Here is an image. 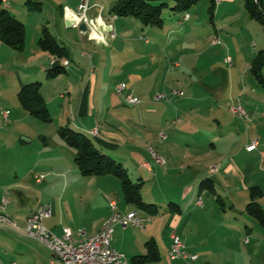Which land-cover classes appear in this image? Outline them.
Listing matches in <instances>:
<instances>
[{"label":"crops","instance_id":"obj_1","mask_svg":"<svg viewBox=\"0 0 264 264\" xmlns=\"http://www.w3.org/2000/svg\"><path fill=\"white\" fill-rule=\"evenodd\" d=\"M35 1L41 2L39 11L43 10L45 1H52L67 25L70 24L69 27L76 26L68 21L75 20L83 3V0ZM26 2L27 0L25 4ZM242 2L216 0V15L229 13L235 6L241 8ZM113 5L106 17L103 15L105 7L100 10L93 6L87 12L88 17L93 20L90 22V30L85 32L80 29V24L76 26L80 29L79 37H87V40L98 44L101 42L98 39L102 32L107 34V24H112L116 32L117 28H124V24H128L130 20L113 13ZM71 10L75 12L74 16L66 14ZM251 18L246 10L245 18H237L235 21L244 27L243 24ZM191 19L190 14L188 21ZM130 23H134L133 20ZM166 23L165 21V25L159 30H151L153 39L158 43L141 37L148 46V59L141 60L138 67L124 72L123 66H117L110 74L112 78L122 72L123 81L142 98L139 105L127 104L113 85L107 83L114 81L97 73L99 61L105 60L104 58H99L90 68L82 66L87 60H94L95 56L88 58L84 50L77 56L79 51H72L73 32H67L66 36H56L53 33L67 47L71 65L67 72L52 78L47 77V70L55 65L52 61L57 56L38 46L43 28H26L23 50L13 49L0 38V96L4 101L8 98L1 94L9 81L18 95L23 85L40 80L41 93L52 115L60 114L56 117L58 129L69 125L88 134L100 150L121 162L134 180H143V199L157 204L159 211L152 214L133 203L125 201V204H121L119 197L123 188L117 176H83L75 162V148L57 136H43L44 144H39L41 148L38 156L27 159L24 164L14 162L0 176V212L4 207V212L10 218L25 227L29 216L41 205L50 204L52 215L44 219V224L58 235H63L64 229L68 227L78 239L99 231L110 214L109 200L113 198L118 200L123 212L137 209L142 215L151 216V220L141 230L130 229L132 226L125 228L120 224L115 226L112 244L128 256L130 264L133 256L147 252L146 243L151 239L158 246L160 257L142 264H238L239 259L249 252L245 246L251 243L247 232H254L249 226L254 222L246 216V205L250 200L251 186L262 187L263 196L258 201L264 206V99L256 97L257 90H253L247 97L242 91L238 93L236 103H229L224 107L220 102L225 98L226 91L220 89L215 75L210 81H206L208 75L201 73L199 80L190 83L186 73H173L164 68L163 79L153 77V69L150 67L163 61L162 55L167 54L173 34L179 30L172 27L174 23ZM180 23L176 22L177 25ZM94 24L100 28L98 34L93 31ZM210 29L208 47H202L206 52H213V48L217 46L211 42V37L218 30ZM225 29L234 32V28ZM240 29L252 32L251 28ZM189 30L192 32L194 28ZM222 33L223 28L220 35ZM228 34L233 37L238 35L236 32L234 35L231 32ZM251 37L257 41V36L252 34ZM117 38L118 36L115 39ZM263 48L264 45L253 43L254 57ZM59 63L62 64V61ZM175 64L177 68L182 66L180 62ZM167 65L169 63L166 59L163 66ZM171 65L172 63L170 68ZM18 67L30 71L24 75L17 71L20 74L11 75L8 79L4 72L6 68L15 70ZM103 67L107 70L105 65ZM216 71L217 69H213L211 74ZM226 75L229 80L231 73L227 72ZM14 77L16 80L12 82ZM181 85L187 86L189 93L186 90L183 95L173 96L172 100L167 101L155 98L158 93H170L173 88ZM194 87H197L196 90ZM184 96H187L185 103V100L182 103L179 102L181 100L174 102ZM234 104L244 105L250 116L242 118L233 113L230 106ZM7 109L9 110H4ZM203 109L208 116L205 117L206 120H203L204 115L199 116ZM95 129L97 132L91 133ZM161 133L167 134V138L163 139ZM253 139L258 140L259 145L255 150L248 151L246 145ZM32 141V137L28 136L23 139L24 143ZM150 147L165 156L164 164L155 161ZM39 173L46 175L41 182L37 181ZM207 177L213 179L215 191L201 190V182ZM118 195L119 197H115ZM172 203L175 204L174 207H171ZM162 209L166 212H162ZM172 228L178 229L188 250L199 255L197 260L170 258L169 231ZM0 264L65 263L54 257L52 250L39 239L21 233L9 224H0Z\"/></svg>","mask_w":264,"mask_h":264},{"label":"rangeland","instance_id":"obj_2","mask_svg":"<svg viewBox=\"0 0 264 264\" xmlns=\"http://www.w3.org/2000/svg\"><path fill=\"white\" fill-rule=\"evenodd\" d=\"M25 1L26 0H12L10 9L14 15L23 21L25 28L31 30L46 26L56 36L61 34L66 36L67 32L75 33L72 38V51L76 52V50H78L79 52H77V56H80V52L83 50L87 52L88 58L95 56L94 60H87L82 66L90 68L92 67V64L99 60V58H104L105 60L99 61L97 73L99 72L100 74H103L104 77H107V80L112 79L114 82L107 81V83L109 85H113L115 91L116 86L123 81L124 76H122V72H119L116 74V76L111 78L110 74L112 73V69L117 66H123L122 71L124 72L126 70H131L132 68L138 67V62L140 63L141 60L149 58L148 46L144 40L149 39L155 43H158L153 39V34L151 31L152 29L159 30L158 27L144 26L141 20L130 16L123 18H127L126 20L130 21L133 20L134 23H130L129 21L128 24H124V28L122 26L121 28H117L118 38L112 39V42L110 41L109 44H105L104 42L97 44L93 40H87V37L81 39L79 37L81 36L79 27H76L77 25L74 27H69L61 12L56 10V6L52 3V1H45L43 4V10L41 11L37 9H31L30 11L29 6H26ZM91 1L98 3L99 7L97 8L99 9L102 7L106 8L105 13L103 14L105 17L109 8L116 2V0ZM209 1L210 0H201L199 3L195 4L192 8L188 9L184 13L177 12L172 9L175 4V0L157 1V3H167V6L164 7L163 12L165 21L167 22L166 24L169 25L170 23H174L172 27L178 28L180 31L178 30L173 34L172 43L167 54L165 53V56L162 55L163 61L160 64L156 63L153 68L150 67L153 69L151 71V75L153 77H158L159 80L163 79L162 75L165 68V70H170L173 73L177 71L183 74L186 73V76L190 78V83L199 80L201 78V73L208 75L206 81H210V79L215 75L220 83V89L226 91L225 98L220 102V104L224 107H227V104L229 103H236L238 93L242 91H244L245 97H247L248 95H251L253 90H257V93L255 94L256 97L258 99L261 98L260 100H263L264 88L258 84L257 79L250 69L251 61L254 57L253 43L264 45L263 25L254 18H251L249 22H245L243 24L245 25L244 27H242L239 22L235 21L237 18L243 19L246 16L244 0H242L243 2L241 8L235 6L233 11H230L226 14L222 13L217 15L215 12L216 10H214L213 14L210 12L208 6V4H210ZM187 12L191 14L192 19L190 21H188L189 19L182 20V24H178V26L176 22L180 23L179 20L182 19L183 15ZM234 21L235 23H233ZM167 25L165 27L169 28ZM143 26L145 28H143ZM189 28H194L193 31H196L197 33L193 31L191 32ZM209 28H217L218 30L217 33H213L214 35L211 37V42H213L214 37H218L220 40V43L213 48V52H206L202 50V47L203 49L208 47V35L211 31ZM221 28H223L222 35H220ZM225 28H234V32L230 31V29L226 30ZM240 28H251L252 32L250 31L251 33H249L245 30L242 31ZM228 32H231L233 35L236 32L238 35L233 37L229 35ZM252 34L257 36V41L253 40L251 37ZM141 37H144L145 39L142 40ZM214 52L217 54L214 55ZM228 55H231L233 63H235L231 67L226 61V56ZM166 59L169 65L163 66V62ZM75 61L77 64L79 63L76 58ZM176 62L182 63V66L179 68L175 67L174 64ZM171 63L172 67L170 68ZM75 65L76 64L74 63V66ZM104 65L107 67V70L104 69ZM8 69L6 68L4 71L6 72L8 79L9 77L11 78V75L15 76L17 71H20L22 75L28 71L24 70L23 68L20 69V67L15 68V70H11V68ZM202 69H204V72H201ZM213 69H217V71L211 74ZM227 72L231 73V78L229 80H227L226 77ZM15 80L16 79L14 77L12 82H15ZM187 86H190V84ZM187 86L181 85L173 89H181L185 93ZM196 88L197 87H194L193 89L196 90ZM164 92L169 93L167 91ZM1 95L4 97L6 96L8 99L7 101H4L5 99L0 96V176L6 173L10 166L14 164V162L17 164H24L27 159H33L34 157L38 156L41 148L39 144L43 143V136H57L58 138H61L58 132V119L56 118L60 114L53 113L52 115L49 109L51 114L50 120H44L40 117L31 115L21 105L18 95L15 93L10 81L7 83V87L4 88V91ZM160 101L163 100L160 99ZM164 101H167V99H164ZM176 101L181 103L184 101L185 103L187 101V96H184L182 99L179 98L174 102ZM6 108H9L11 111V116L8 121H5L2 116V111ZM200 115H204L203 120H206L205 117H208L205 114V109H203V112L201 111L199 113V116ZM27 136L32 137V143L23 142V139ZM120 193V197L119 195L115 197H119L121 204H125V198L122 190ZM162 212L166 211L162 209ZM246 216L253 220L254 223L250 224L249 226L254 229V232L251 233L249 231L250 234L247 232V237L251 238V243L245 245L247 247L246 250L249 252H246L245 256L242 257V259H239L238 264H264V228L260 226L258 221L253 216L249 215L248 213H246ZM130 229L141 230V228L138 227H130Z\"/></svg>","mask_w":264,"mask_h":264},{"label":"trees","instance_id":"obj_3","mask_svg":"<svg viewBox=\"0 0 264 264\" xmlns=\"http://www.w3.org/2000/svg\"><path fill=\"white\" fill-rule=\"evenodd\" d=\"M159 0H117L112 7V12L121 17H136L141 20L144 26L161 28L165 25L164 7L166 2L157 3ZM201 0H175L172 7L177 12H186ZM248 14L257 19L264 27V0H244ZM3 0H0V38L13 49L23 50L25 47V24L10 9L4 8ZM29 9H40L41 2L27 0ZM216 7V0H210L209 10L213 14ZM188 13V12H187ZM183 18L179 21L182 23ZM38 46L43 50L50 51L53 55L61 58H68V49L57 37L46 27L42 29L38 40ZM264 48L259 50L251 63V71L257 79L258 84L264 88ZM68 68L61 63H56L47 70V77L52 78L60 73L67 72ZM42 82L36 80L23 85L18 91V99L25 110L31 115L50 120L51 114L44 96L41 93ZM61 139L69 146L75 148V162L83 176H95L113 174L122 182L125 201L133 203L149 213H157V204L149 203L143 199V180H134L128 169L114 157L100 150L88 134L66 125L58 130ZM201 190L208 189L215 191L212 178H205L200 185ZM250 200L246 205V212L253 216L264 228V206L258 199L263 196V189L260 185H253L249 189ZM221 200V197H219ZM173 205V206H172ZM175 204L172 203L171 207ZM177 207V206H176ZM147 252L135 255L131 258V264H142L148 260H158L160 257L159 248L154 240L146 243Z\"/></svg>","mask_w":264,"mask_h":264},{"label":"built area","instance_id":"obj_4","mask_svg":"<svg viewBox=\"0 0 264 264\" xmlns=\"http://www.w3.org/2000/svg\"><path fill=\"white\" fill-rule=\"evenodd\" d=\"M12 0H8L7 4H2L4 8L9 9L11 7ZM99 7L98 3H91V0H83L80 6V14L74 18V21H68L73 24H81L85 22L90 30V22L92 19L88 17L87 12L93 7ZM101 7V6H100ZM104 7L100 8L103 9ZM66 14L75 15L73 10L68 11ZM190 18L189 13L183 15V20ZM182 24V23H180ZM107 34L102 32L100 37L101 42L109 43L112 39L116 38L117 32L112 24H107ZM88 30V31H89ZM214 44L220 43L218 37H214ZM60 61H68L65 58L56 57L52 61L53 64L59 63ZM226 61L229 64L233 63L231 56H227ZM71 65V62H68ZM116 92L121 96L125 102L129 105H139L142 103V98L135 94V92L129 88L127 82L122 81L116 86ZM184 91L181 89H173L170 93L160 92L155 98L157 100L167 99L172 100L173 96H181ZM230 110L236 115L242 118H248L250 116L248 110L242 104H234L230 106ZM2 116L5 121L9 120L10 110H3ZM92 133H96L97 130H91ZM163 139L167 138V134L161 133ZM259 145V141L256 139L251 140L247 145L248 151L255 150ZM151 154L155 161L160 164L166 162V158L160 152L150 147ZM144 165H146L144 163ZM45 178V175L39 174L37 181L41 182ZM202 202V198L200 203ZM110 214L102 224L99 231L88 236L75 238L70 228H65L63 235H58L49 229L44 224V219L52 215V208L50 204L44 205V210L40 215L29 216L25 227H21L18 223L10 218V216L4 212V207L0 212V222H9V226L21 233H30V236L34 238H44L45 246H54L55 249H59L60 253H67L70 256V261H77V264H130V259L121 250L115 248L112 244L114 237L115 226L120 224L123 227H138L144 228L151 220L150 215H142L139 210H132L123 212L120 210L119 202L116 199L109 200ZM170 238V258L179 259L184 258L187 260L195 261L199 258L197 253H193L188 250L185 241L181 238L177 228H172L169 231ZM248 240V239H247ZM53 262V261H52Z\"/></svg>","mask_w":264,"mask_h":264},{"label":"bare ground","instance_id":"obj_5","mask_svg":"<svg viewBox=\"0 0 264 264\" xmlns=\"http://www.w3.org/2000/svg\"><path fill=\"white\" fill-rule=\"evenodd\" d=\"M3 1H4V4H7V3H8V0H3ZM98 24L102 26V24H100V23H98ZM92 27L94 28L93 31H96V33L100 31V28H97V25H96V24L92 25ZM96 33L94 32L93 34H96ZM97 34H98V33H97ZM65 59L68 60V61H62V64H63L65 67L69 68L70 64H69L68 62H70V61H69L68 58H65ZM91 133H92V132H91ZM44 205H45V204H44ZM44 205H42V206H41V207H40V208H39L34 214H32L31 216L40 215V214L43 212V210H44ZM0 224H9V222H0ZM26 234H27V235H30V233H26ZM37 239H39L42 243L45 244V240H44V238H37ZM48 247L52 250V253H53L54 257L63 260V262H64L65 264H77V261H70V256H69L67 253H60V252H59V249H55L54 246H48ZM169 255H170V250H169Z\"/></svg>","mask_w":264,"mask_h":264},{"label":"water","instance_id":"obj_6","mask_svg":"<svg viewBox=\"0 0 264 264\" xmlns=\"http://www.w3.org/2000/svg\"><path fill=\"white\" fill-rule=\"evenodd\" d=\"M70 24L68 23V26H69ZM80 29L82 30V31H85V32H88V30H89V28H88V26H87V24L85 23V22H82L81 24H80Z\"/></svg>","mask_w":264,"mask_h":264}]
</instances>
